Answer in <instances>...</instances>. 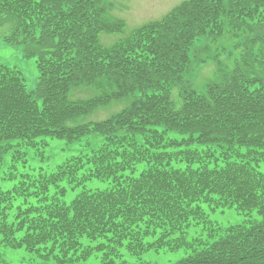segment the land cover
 I'll use <instances>...</instances> for the list:
<instances>
[{
  "label": "trees",
  "instance_id": "16d2710c",
  "mask_svg": "<svg viewBox=\"0 0 264 264\" xmlns=\"http://www.w3.org/2000/svg\"><path fill=\"white\" fill-rule=\"evenodd\" d=\"M102 1L0 0V27H14L6 39L24 43L39 77L31 94L19 72L0 66V164L24 159L27 149L39 156L50 140H104L0 190V246L22 248L39 264H87V239H105L109 256H139L179 250L193 227L207 246L173 264H264V79L223 77L204 95L185 94L179 110L167 100L196 38L220 34L225 23L257 35L264 0H187L108 48L97 39L110 29ZM83 86L95 95L68 99ZM129 98L112 117L79 123ZM93 179L109 189L85 184ZM228 210L235 223L209 218Z\"/></svg>",
  "mask_w": 264,
  "mask_h": 264
},
{
  "label": "rangeland",
  "instance_id": "374dc122",
  "mask_svg": "<svg viewBox=\"0 0 264 264\" xmlns=\"http://www.w3.org/2000/svg\"><path fill=\"white\" fill-rule=\"evenodd\" d=\"M182 1L183 0H107V16L109 20H121L124 24V27L121 31L122 33L115 32L99 34V42L103 46H111L119 39L129 35L134 29L147 23L162 19ZM4 34L5 29H0V65L14 67L17 69L24 79L26 88L29 91L34 90L38 82V73L35 67L34 59L24 58L21 49L22 46L19 45V43L14 44V42H8V39L4 37ZM223 48L225 49L224 52L222 50L216 52L214 58L207 56L206 54H200V57L206 58L205 61L201 63H193L192 67L188 70L189 79L191 80V86L193 89L202 92L205 89V85L207 83L215 82L218 79L217 63L225 61V65L228 67L226 70H230V66H232V60L240 55V51L229 46ZM199 50H203V48L199 46L194 54ZM225 52H231L229 58H225ZM193 55L191 61L195 60ZM92 94L93 91L90 88H77L75 91L70 92V99H84ZM131 100L129 98L113 101V103L109 105L100 107L96 112L86 117L84 121L89 122L106 119L126 108ZM172 101L175 108H178L181 104V100L178 96L176 98L172 97ZM91 139H93V135L85 136L80 142L72 146H67L63 141L53 140L49 142V146L47 148L39 150V156H35L33 151L27 149L24 159L18 158L16 161L11 160L9 159V156H6L0 165V190L5 191L11 189L17 183L21 173L36 171L40 167L54 166L58 162L62 161L63 158L76 153V151H84L85 144ZM100 141L101 138L98 137L97 142L100 143ZM12 174H14L13 179L11 177ZM97 182L98 180H91L87 183V185L93 190L96 187L104 188V184ZM72 196L73 194L70 193L67 196V200L69 201L72 199ZM232 214L233 211L229 210L223 213L214 212L209 214V218L220 222L233 223L235 218L232 217ZM197 232L199 231L193 227L188 229L186 236L184 237L186 241H189L188 246H194L193 234ZM147 241H149V239H147ZM204 245L207 246V244ZM195 247L198 248L196 244ZM98 256L99 254L94 252L93 255L89 256L85 260V263L105 264L109 258L108 257L106 260H103L102 257ZM183 257L184 253L181 250L173 252L155 250V252L145 255L144 260L151 261L154 264H173ZM126 260H128V257L124 256L116 260V262H125ZM0 264H39V261L35 255L25 251L22 248L12 249L0 246Z\"/></svg>",
  "mask_w": 264,
  "mask_h": 264
}]
</instances>
